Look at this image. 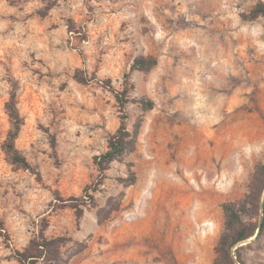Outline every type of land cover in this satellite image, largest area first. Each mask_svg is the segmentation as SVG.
I'll use <instances>...</instances> for the list:
<instances>
[{"label":"rangeland","instance_id":"374dc122","mask_svg":"<svg viewBox=\"0 0 264 264\" xmlns=\"http://www.w3.org/2000/svg\"><path fill=\"white\" fill-rule=\"evenodd\" d=\"M257 2L0 0V264L40 234L60 239L62 264H214L221 205L264 160V17L242 16ZM140 55L156 65L131 70ZM126 79L136 147L101 175L121 120L102 81ZM11 83L30 169L2 149ZM236 248L264 264V233L232 248L240 264Z\"/></svg>","mask_w":264,"mask_h":264},{"label":"trees","instance_id":"16d2710c","mask_svg":"<svg viewBox=\"0 0 264 264\" xmlns=\"http://www.w3.org/2000/svg\"><path fill=\"white\" fill-rule=\"evenodd\" d=\"M242 16L248 20H254L259 16L264 17V3L257 2L247 14H242ZM156 63L155 57L140 55L133 60L130 69L148 72ZM127 77L128 75H126ZM77 79L85 82L84 79H79L78 76ZM127 81L126 79L120 90L113 87L109 80L102 81L103 87L112 93L117 103L121 120L116 130L108 135L107 149L94 157V163L101 175L109 168L111 162L128 156L136 147L141 121L137 119L129 127L126 116L123 113L131 88L127 85ZM16 89V84L11 83L10 96L5 103V109L10 120V128L2 143V149L6 158L12 164L30 169L29 161L15 146V140L24 122L16 106ZM138 102L144 110L151 109L154 105L152 100L143 97ZM133 182L134 178L131 179L129 184ZM96 189L97 186L93 188V191ZM89 196L93 198L91 195ZM71 199L77 200V198ZM71 207L75 209L76 215L79 217L81 209L78 207V203H72ZM221 207L225 217V225L216 246L217 256L214 264H234L231 254L232 248L239 242L254 235L255 239H258L264 233V160L255 165L244 197L237 201L225 202ZM245 217L251 220H247ZM254 217H257V219L252 223V218ZM2 230H4L3 233ZM0 234L7 236L1 221ZM61 246L60 239H47L40 234V236L31 239L29 244L22 250L13 249L11 256L17 264H62ZM234 256L240 264H244L238 248L235 249Z\"/></svg>","mask_w":264,"mask_h":264}]
</instances>
